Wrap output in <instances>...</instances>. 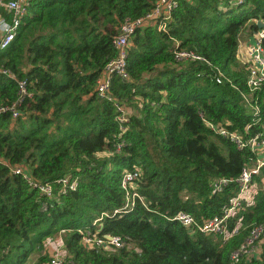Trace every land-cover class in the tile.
Masks as SVG:
<instances>
[{
  "label": "trees",
  "instance_id": "1",
  "mask_svg": "<svg viewBox=\"0 0 264 264\" xmlns=\"http://www.w3.org/2000/svg\"><path fill=\"white\" fill-rule=\"evenodd\" d=\"M155 1L29 0L0 48V67L13 75L0 70V105L19 96L17 79L26 91L16 116L0 111V158L53 185L45 197L0 163V264H25L39 249L35 264H48L56 249L48 253L45 240L62 228L60 255L80 264H264V237L238 262L229 256L264 222V164L226 219L228 238L189 233L172 218L177 210L194 222L220 213L237 191L234 178L254 156L204 119L242 136L261 130L264 84L248 90L237 41L241 28L255 29L254 19L264 17V0H176L164 31L155 23L134 28L128 76L112 74L107 93L98 94L95 81L114 55L112 38L122 20L144 14ZM0 15L9 20L3 7ZM175 48L204 60H176ZM115 103L125 111L123 130ZM123 168H139L143 202L123 206ZM62 175L76 179L73 189H57L54 179ZM219 177L231 180L216 189L212 181ZM85 229L116 234L122 244L86 246Z\"/></svg>",
  "mask_w": 264,
  "mask_h": 264
},
{
  "label": "built area",
  "instance_id": "2",
  "mask_svg": "<svg viewBox=\"0 0 264 264\" xmlns=\"http://www.w3.org/2000/svg\"><path fill=\"white\" fill-rule=\"evenodd\" d=\"M29 0H0V7L6 9L10 14L9 20H5L0 15V48L7 45L10 39L13 37L19 19L25 12ZM176 0H156L154 6L142 15L134 18L126 17L122 20L118 33L112 38V45L114 47V55L104 64L100 74L95 81V90L98 94L103 95L107 93L109 78L112 74L124 79L128 76L125 67V57L127 47L129 45L130 35L137 26H143L149 23H155L158 30H165V21L170 16V10L175 6ZM256 22H261L255 32L253 33L252 40L245 42L242 45V62L245 64L247 70V76L245 83L248 90H254L261 84H264V50L262 46V38H264V17L254 19ZM176 43V42H175ZM173 55L176 60L193 59L204 60V58L190 50L185 48L173 49ZM3 72H11L9 70L0 67ZM12 75V74H11ZM13 76V75H12ZM219 81L218 78H216ZM17 93L19 96L26 93L25 82L23 79H17ZM246 95L242 93V96L246 99ZM19 96L8 104L0 105V111L9 110L10 116L14 117L17 114L16 105L20 102ZM109 98V96H108ZM256 108V107H255ZM115 110L118 112L116 115L117 124L119 130L124 129L125 111L121 104L115 103ZM207 126L215 130L218 134L231 140L236 148L246 147L254 153V156L249 161L242 165L238 175L234 178L237 183V191L234 195L229 197L228 204L218 214H213L200 222H194L193 217L184 210H177L172 218L177 219L183 226H185L189 233H193L195 229L202 232H213L219 234L222 238H228L231 232L227 229L226 219L232 214L239 206L243 193L248 189L251 175L258 171L259 167L264 164V124L258 132H254L248 136H242L241 132L234 129H229L224 125L215 124L212 121L204 119ZM248 124L244 126L246 129ZM120 149V142H116L115 150ZM0 163L7 165V167L14 173L19 174L26 184L36 189L40 194L50 198L53 194V185L50 182H40L35 179L29 169L24 165L8 164L3 158H0ZM139 168L126 169L123 168L120 174V186L124 189V207L133 204L135 199L143 202L142 195L138 192L136 180L138 179ZM229 180L226 177H219L212 181V185L216 189H220ZM59 191H66L73 189L76 185V179L70 178L67 175H62L54 179ZM45 206V203H42ZM118 211L114 209V212ZM99 217L92 220L93 224L99 223ZM235 230H233L234 232ZM264 237V222L253 225L244 241L235 249L229 253L230 259L233 262L241 260L244 254H251L256 250V243L259 238ZM80 240L86 246H104L110 245L120 246L122 239L116 234H102L95 235L88 229L80 230ZM56 251V250H55ZM53 252L49 258L48 264H80L72 262L70 259H65L60 255V252ZM91 264V263H86Z\"/></svg>",
  "mask_w": 264,
  "mask_h": 264
},
{
  "label": "rangeland",
  "instance_id": "3",
  "mask_svg": "<svg viewBox=\"0 0 264 264\" xmlns=\"http://www.w3.org/2000/svg\"><path fill=\"white\" fill-rule=\"evenodd\" d=\"M63 234H64V228H62V229H58V230L54 231V232L51 234V236H49V237L46 238V240H45V246H46V249H47L46 251H47L48 253L51 252L50 250H51L52 246H53L56 242H58V240H63ZM59 244H60V242H59ZM61 247H62V245L60 244L59 247H58V249H56L55 252H59ZM42 250H43V249H39L36 253H31V254L28 256V258H27L25 264H35V260H36V259H35V256H36V254L42 252Z\"/></svg>",
  "mask_w": 264,
  "mask_h": 264
},
{
  "label": "crops",
  "instance_id": "4",
  "mask_svg": "<svg viewBox=\"0 0 264 264\" xmlns=\"http://www.w3.org/2000/svg\"><path fill=\"white\" fill-rule=\"evenodd\" d=\"M255 21V20H254ZM258 22V21H257ZM257 22L255 21V23H256V28L255 29H253V28H251V29H248L247 28V26H245V28L243 27V28H241L240 30H239V32H238V34H239V36H238V41H237V43H238V51H237V57H239V59H240V62H242V45L245 43V42H247V41H249V40H252V38H253V33L255 32V30L259 27L258 26V24H257ZM55 247H57V248H55ZM58 245H57V242L52 246V248H51V252L54 250V249H58Z\"/></svg>",
  "mask_w": 264,
  "mask_h": 264
},
{
  "label": "water",
  "instance_id": "5",
  "mask_svg": "<svg viewBox=\"0 0 264 264\" xmlns=\"http://www.w3.org/2000/svg\"><path fill=\"white\" fill-rule=\"evenodd\" d=\"M257 24H258V26H261L262 25L261 22H257Z\"/></svg>",
  "mask_w": 264,
  "mask_h": 264
}]
</instances>
